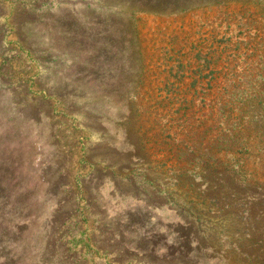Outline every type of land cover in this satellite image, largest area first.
Instances as JSON below:
<instances>
[{
    "label": "rangeland",
    "instance_id": "374dc122",
    "mask_svg": "<svg viewBox=\"0 0 264 264\" xmlns=\"http://www.w3.org/2000/svg\"><path fill=\"white\" fill-rule=\"evenodd\" d=\"M171 1L0 0V264H264V96L246 98L233 150L198 98L159 104L189 116L187 152L188 131L167 137L140 111L139 88L116 82L149 89L163 77L156 47L220 27L214 16L241 2L264 14V0L154 12ZM112 45L123 62L87 52ZM247 70L263 82V65Z\"/></svg>",
    "mask_w": 264,
    "mask_h": 264
},
{
    "label": "trees",
    "instance_id": "16d2710c",
    "mask_svg": "<svg viewBox=\"0 0 264 264\" xmlns=\"http://www.w3.org/2000/svg\"><path fill=\"white\" fill-rule=\"evenodd\" d=\"M220 3L222 4L219 0H185L183 3L173 0L162 11L156 9L157 11L154 12L158 14H183L197 5ZM241 3L233 11L220 9L212 21L214 23L219 18L220 27L216 28L217 26H215L203 32L198 31L199 36L196 39H193L190 33L183 32L182 35L172 36L171 42L161 48L159 47L160 49L156 47L155 50H159L158 55H161V60L164 61V68L161 71L163 77L160 80H155V77L153 80L149 77L146 80L150 83L149 89H145L142 85L144 80L142 77L141 81H131L124 77H119L116 81L128 87L132 86L127 85V83H132L136 85V88H139L133 90L132 87L130 90L137 93L134 97L138 99L140 111L148 117L153 127L159 128L161 131L166 129L167 137H171L174 141L180 135L182 136L184 131H188L187 136L189 138L192 137L194 129L189 128V116H187L186 111L179 112L178 116L167 111L164 113L159 109V106L161 104L167 105L169 100L174 103L175 100L182 98L186 102L189 101V104H183L180 108L187 109L190 104L191 106L196 105L194 103H197L198 98L202 110L208 108L212 111L208 117L211 120L216 119L219 123L222 122V125L227 127L229 133L227 136L230 140L228 149L233 150L241 144L243 135L236 126L246 119V98L254 96V98L260 99L264 96V14L258 11L256 7L246 5L244 2ZM234 24L237 26V34H234ZM223 28H225L224 31H222ZM134 33L132 30L129 31V28L126 32L123 31L121 33L124 34L122 42L132 44ZM86 48L88 49V47ZM87 52L92 59H98L100 65L105 62L111 64L110 58L115 63L123 62L120 59L124 54L121 45L120 47L112 45V50L106 56L98 55L95 48H89ZM131 52L133 56L137 55L142 62L144 61L142 45L138 41L131 46ZM262 65L261 77L263 82L258 84L254 76L248 75L250 72L247 69ZM140 67L144 69V65H140ZM151 82L157 84V88L154 87L157 89L156 93L150 91ZM70 84L73 87H78L75 81H71ZM248 84L251 86L249 87ZM163 89L167 91L166 96L163 94ZM159 97L161 98L159 99ZM243 99H246L244 103ZM151 100L156 101L157 104L155 106L148 105ZM176 122L180 125L171 134V129H174L173 124ZM236 122L239 123L234 126ZM182 141L186 145L185 151L194 152L196 150L193 137L191 139L182 137ZM157 146H159V142Z\"/></svg>",
    "mask_w": 264,
    "mask_h": 264
}]
</instances>
